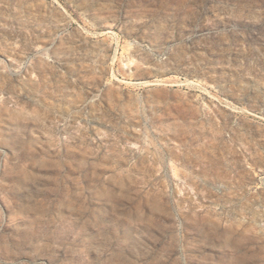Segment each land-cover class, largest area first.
<instances>
[{
	"label": "rangeland",
	"instance_id": "obj_1",
	"mask_svg": "<svg viewBox=\"0 0 264 264\" xmlns=\"http://www.w3.org/2000/svg\"><path fill=\"white\" fill-rule=\"evenodd\" d=\"M0 264H264V0H0Z\"/></svg>",
	"mask_w": 264,
	"mask_h": 264
}]
</instances>
